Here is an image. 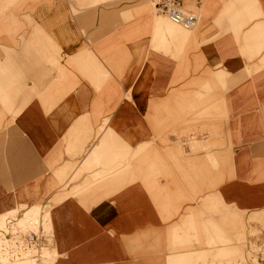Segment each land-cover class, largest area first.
<instances>
[{"label": "crops", "instance_id": "0c3cea01", "mask_svg": "<svg viewBox=\"0 0 264 264\" xmlns=\"http://www.w3.org/2000/svg\"><path fill=\"white\" fill-rule=\"evenodd\" d=\"M182 4L0 0V214L54 264H232L264 219V0ZM220 120L219 160L172 146Z\"/></svg>", "mask_w": 264, "mask_h": 264}, {"label": "built area", "instance_id": "2783aa9c", "mask_svg": "<svg viewBox=\"0 0 264 264\" xmlns=\"http://www.w3.org/2000/svg\"><path fill=\"white\" fill-rule=\"evenodd\" d=\"M156 12L164 14L172 23L190 30L198 22V13L187 10L182 0H150ZM0 263L44 264L43 251L51 242L50 233L42 226V218L19 224L18 216L0 214Z\"/></svg>", "mask_w": 264, "mask_h": 264}, {"label": "rangeland", "instance_id": "374dc122", "mask_svg": "<svg viewBox=\"0 0 264 264\" xmlns=\"http://www.w3.org/2000/svg\"><path fill=\"white\" fill-rule=\"evenodd\" d=\"M167 18V17H166ZM168 19V18H167ZM169 20V19H168ZM171 25L179 28L182 31L189 32L190 30L184 29L179 25L172 23ZM210 123H214L215 130L221 133V138L218 142L213 143L210 141V131L209 128ZM194 129V130H191ZM185 130V131H184ZM187 130H191L192 132H186ZM223 133V122L215 121V122H204L201 126H197L196 128H187L181 129L178 131L176 139L172 140V146L177 148L178 150L185 152L187 155H195V152L199 150L202 151L203 155H208L212 157V160H219L221 155H212V152H217L222 150L223 141H225V136ZM218 145V146H217ZM35 211L32 213H28L26 211L24 213L23 218L20 217L19 224L25 225L29 221L36 220L38 218V207L34 208ZM17 211L8 212L10 214L15 215ZM28 213V214H27ZM44 219L46 217L44 216ZM252 227L248 234L251 236V241L247 243L246 241V232H243L240 237H236L234 240V244L236 245L235 255L231 259H227L228 263L232 264H264V219L259 217H252L251 219ZM256 225H255V224ZM2 223H0V226ZM259 225V226H258ZM256 226V227H255ZM44 227L47 229V225L44 221ZM57 254L55 252V248H53L50 252L49 249H44L43 251V260L44 264H54L56 261ZM31 262L23 261L17 264H30ZM1 264V263H0Z\"/></svg>", "mask_w": 264, "mask_h": 264}]
</instances>
